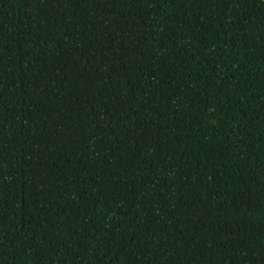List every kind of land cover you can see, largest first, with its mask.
<instances>
[{
    "label": "trees",
    "instance_id": "16d2710c",
    "mask_svg": "<svg viewBox=\"0 0 264 264\" xmlns=\"http://www.w3.org/2000/svg\"><path fill=\"white\" fill-rule=\"evenodd\" d=\"M0 264H264V0H0Z\"/></svg>",
    "mask_w": 264,
    "mask_h": 264
}]
</instances>
